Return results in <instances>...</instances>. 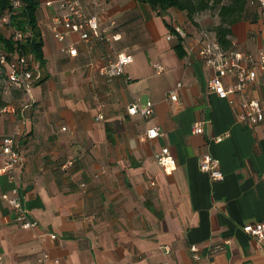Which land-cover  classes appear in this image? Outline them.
<instances>
[{
    "label": "crops",
    "instance_id": "crops-1",
    "mask_svg": "<svg viewBox=\"0 0 264 264\" xmlns=\"http://www.w3.org/2000/svg\"><path fill=\"white\" fill-rule=\"evenodd\" d=\"M58 3L40 0L44 62L34 61L40 77L11 118L24 163L15 181L0 173V192L17 186L37 223L20 226L0 202V264H40L43 253L60 264H264V240L242 228L264 221V123L237 119L249 96L264 107V69L250 64L256 76L244 94L222 98L207 88L212 70L197 54L204 28L184 11L158 14L141 0H81L82 15H95L100 32L84 40L64 29ZM258 7L231 35L235 48L255 58L264 52ZM174 25L185 30L182 56L176 37H166ZM67 44L76 55L61 50ZM123 51L133 56L124 74H103ZM177 82L174 101L169 91ZM146 100L154 104L150 117L127 112ZM202 117L209 119L205 132L192 133ZM154 125L162 135L145 137ZM163 146L176 160L170 172L156 159ZM205 152L219 159L223 179L199 169Z\"/></svg>",
    "mask_w": 264,
    "mask_h": 264
},
{
    "label": "built area",
    "instance_id": "built-area-1",
    "mask_svg": "<svg viewBox=\"0 0 264 264\" xmlns=\"http://www.w3.org/2000/svg\"><path fill=\"white\" fill-rule=\"evenodd\" d=\"M81 0H59L58 7L65 12L61 16L64 29L76 31L80 37L87 40L90 37L89 31L100 37L99 24L95 15L85 17L81 11ZM261 6H264V0H251ZM12 10L15 13L21 8L23 0H10ZM50 4V1L46 2ZM10 14L4 13L0 17V22L5 23L9 20ZM175 33L169 32L167 39H171L179 35L183 37L185 30L181 26L174 27ZM23 32L17 30L14 32L16 40H23ZM55 36L59 39L64 38L63 31L55 30ZM118 34H114L113 38L117 39ZM61 50L67 52L70 56L77 54V48L74 44H67L61 47ZM192 49H188V53ZM197 54L206 68L212 70L211 76L207 81V88L214 91L222 98H230L232 95L244 94L249 83L255 79L256 73L253 66L250 64L256 63L259 69H264V52H261L257 58L249 53L242 52L235 48L233 42L228 48H224L217 37L204 29L200 32V40L198 42ZM133 56L129 52H118L116 58L108 64L101 67V72L108 76L124 74V67L131 62ZM4 61V59H2ZM32 54L21 53L10 65V70L7 74L9 86L21 88L29 95L30 88L35 79L40 75L34 64ZM157 71L162 70V65H155ZM181 82H177L176 86L169 91V97L178 101V88ZM243 109L238 112L237 119L248 126H254L258 123H264V107L259 99L255 96H249L243 102ZM9 109L13 108L8 106ZM7 110V107H6ZM129 114H139L143 118L150 117L154 113V104L151 100H146L143 103L132 102L127 106ZM102 118L101 113L98 114ZM209 119L206 117L194 120L191 126L192 133H204ZM19 129L14 128L12 131L4 133L0 136V173H6L13 181L17 178V170L22 167L24 158L19 149L18 134ZM162 135L161 127L154 125L148 127L145 131V137L156 138ZM214 141H221L220 135L211 136ZM158 163L166 172H170L176 166V160L168 146H163L156 154ZM199 169L206 172L211 180L223 179V172L220 167L218 158L212 156L209 152L202 153L198 158ZM4 200L12 208L15 214L16 221L22 227H31L36 225V221L28 217V210L24 207L22 199L18 193V187L12 188L11 194L0 192V202ZM243 230L254 237L257 241L264 240V221L247 222L242 226ZM51 237L55 238L56 234L51 233ZM193 257L197 258V247L191 246ZM264 255V249H263ZM2 254L0 253V261ZM40 264H60L58 259H53L48 253H43L39 258Z\"/></svg>",
    "mask_w": 264,
    "mask_h": 264
},
{
    "label": "trees",
    "instance_id": "trees-1",
    "mask_svg": "<svg viewBox=\"0 0 264 264\" xmlns=\"http://www.w3.org/2000/svg\"><path fill=\"white\" fill-rule=\"evenodd\" d=\"M24 3L15 13H11L10 0H0V17L9 13L10 17L5 23L0 22V77L7 74L10 65L21 53L32 54L40 64L44 62L42 52V34L38 24L37 11L40 0H23ZM157 11L158 14L169 7H174L185 12L191 23L204 26V30L214 34L224 48L231 45L233 25L244 19L256 17L260 4L251 0H141ZM206 13L214 16L215 20H205L199 17ZM21 30L23 40H16L14 32ZM169 31L175 33L174 27ZM174 48L181 56L184 49L181 45V37L176 35ZM4 59V61L2 60ZM8 85V81H7ZM10 98L0 99V106L8 104L20 105L27 92L21 88L9 86ZM13 109L14 107L11 106ZM2 135V134H1Z\"/></svg>",
    "mask_w": 264,
    "mask_h": 264
},
{
    "label": "rangeland",
    "instance_id": "rangeland-1",
    "mask_svg": "<svg viewBox=\"0 0 264 264\" xmlns=\"http://www.w3.org/2000/svg\"><path fill=\"white\" fill-rule=\"evenodd\" d=\"M169 11L171 13H178L179 10L175 9L174 7H169ZM202 19L205 20H215L214 16L211 15L210 13H206L203 16H199ZM167 26V23H165ZM177 25H174L173 27H176ZM204 27V26H200ZM9 99L10 98V89L8 88L7 81L4 78V76L0 77V99ZM8 106H13L14 109H9ZM7 107V110H6ZM20 105H13V104H8L5 106H0V136L1 134L7 133L10 130L15 128L14 122L11 121V118L14 117V115L17 113Z\"/></svg>",
    "mask_w": 264,
    "mask_h": 264
}]
</instances>
